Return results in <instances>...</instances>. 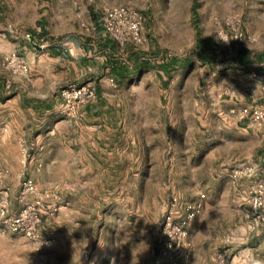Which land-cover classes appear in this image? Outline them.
I'll return each instance as SVG.
<instances>
[{
    "label": "rangeland",
    "instance_id": "rangeland-1",
    "mask_svg": "<svg viewBox=\"0 0 264 264\" xmlns=\"http://www.w3.org/2000/svg\"><path fill=\"white\" fill-rule=\"evenodd\" d=\"M111 6L132 8L144 16L143 41L125 46L117 43L112 62H125L130 74L125 81H118L117 87L110 88L116 106L114 115L120 111L126 118L121 131L128 145L133 147L134 135L142 133L139 176L128 173L125 187L97 189L100 194L104 192V197L109 196L103 201L97 199V194L89 195L93 189L74 181L41 189L23 174L21 182L30 178L44 196V204L58 210L43 213L39 242L10 232L0 217V264H46L41 251L57 245L55 235L62 228L92 229L90 247L97 248L99 239L104 238L122 241L128 257H133L131 261L136 255L137 264H153L162 244L161 225L171 195L194 200L199 199L195 198L197 193L208 196L215 190V170L227 154L231 139L220 140V124L213 109L216 100L214 95L207 97L206 91L220 86L224 76L226 86L234 82V75L227 72L238 70L232 61L243 45L264 48V0H0V75L11 71L25 76L30 71L23 55L6 50L12 40L41 49L47 48L42 44L64 38L92 42L102 33L101 18ZM13 53L19 57L16 62L12 60ZM172 58L177 59L176 69L164 78L159 65ZM1 81L0 77V85ZM79 113L67 116L76 118ZM245 160L248 159L238 161ZM0 178L4 181L3 173ZM229 180L234 184L226 182L224 188L232 209L236 208L234 201L239 200L241 208L246 205L245 216L250 208L245 200L249 187L235 190L239 181L230 175ZM8 186L11 209L16 211L22 204L21 188L13 199V189ZM182 215L178 214L180 218ZM195 219L188 225L189 234ZM211 224L208 219L203 230L212 234ZM108 229L110 232H106ZM64 235V255H78L80 251L72 242L76 235ZM49 238L53 242L45 243ZM188 242L187 238L176 255V263L182 260L181 253ZM215 259L218 264L216 252Z\"/></svg>",
    "mask_w": 264,
    "mask_h": 264
},
{
    "label": "crops",
    "instance_id": "crops-1",
    "mask_svg": "<svg viewBox=\"0 0 264 264\" xmlns=\"http://www.w3.org/2000/svg\"><path fill=\"white\" fill-rule=\"evenodd\" d=\"M243 46L232 61L238 70L227 72L234 75L235 83L226 86L224 76L220 86L214 85L206 91L207 97L214 95L216 100L213 109L220 124L217 129L220 140L231 139L230 147L215 170L217 194L209 192L207 196L200 192L195 196L205 206L190 226L182 260L174 264H217L216 249L228 237L233 240L234 264H264V227L247 236L246 205L241 208L237 204L239 200H235L236 208L232 209L224 188L226 182L232 185L229 173L238 160L258 162L261 167L258 177L264 178V124L255 127L250 123L253 107L264 106V48ZM117 49V42L105 28L92 42L64 38L43 49L30 47L25 41L10 42L6 50L18 51L30 67L25 76L11 71L0 75V174L12 187L13 199L20 191L23 174L41 189L74 181L76 185L93 189L89 195L97 194V199L103 201L109 196L104 197V192L100 194L97 189L125 187L128 173L139 176L142 133L134 135L133 147L130 142L128 145L121 131L126 118L120 111L114 115L116 106L111 98V86L117 87V82L125 81L130 74L125 62H112ZM173 59L159 65L162 77L176 69L169 67ZM97 80V99L83 106L76 118L68 117L60 88ZM255 180L242 179L237 183L239 186L235 183L234 189L249 187ZM208 219L212 222V234L203 230ZM69 232L76 235L72 242L80 251L78 255H64L67 248L64 234ZM85 232L89 234L87 237ZM93 235L92 229H59L55 235L57 245L44 248L40 257L46 264L65 261L67 264H137L136 255L131 261L133 257H128L122 241L104 238L99 239L97 248L90 247ZM245 255L249 259L244 263Z\"/></svg>",
    "mask_w": 264,
    "mask_h": 264
},
{
    "label": "built area",
    "instance_id": "built-area-1",
    "mask_svg": "<svg viewBox=\"0 0 264 264\" xmlns=\"http://www.w3.org/2000/svg\"><path fill=\"white\" fill-rule=\"evenodd\" d=\"M101 22L105 31L121 46L143 41L144 16L135 9L124 6L108 7L102 15ZM42 46L47 45L42 44ZM12 55L13 62H16L18 55L16 53ZM23 66L25 71L29 70L26 63ZM59 92L63 98L65 114L71 116L77 115L87 103L95 101L98 95L94 81L71 83L61 87ZM250 123L255 127L263 126L264 106L255 105L253 107L250 113ZM260 171L261 167L258 162L245 160L235 163L229 173L235 182L245 178H256L255 182L245 191L246 203L250 204V208L245 213L246 234L249 237L264 227V178L258 177ZM10 194V187L0 178V217L3 225L12 233L39 242L41 238L39 226L43 213L52 214L58 208L46 206L44 196L35 183L27 177L21 182L22 204L16 211L11 209ZM30 197L35 200H31ZM203 208L202 199L187 200L176 193L171 195L161 225L162 244L153 264H166L169 260L176 263V255L180 253L183 243L188 238V225L202 212ZM180 212L183 213L181 218L178 216ZM52 242V238L45 241V243ZM232 243V238L228 237L216 251L218 264H234L233 260L236 255L233 254ZM40 244H44L43 241ZM248 259L249 255L242 257L244 263Z\"/></svg>",
    "mask_w": 264,
    "mask_h": 264
},
{
    "label": "trees",
    "instance_id": "trees-1",
    "mask_svg": "<svg viewBox=\"0 0 264 264\" xmlns=\"http://www.w3.org/2000/svg\"><path fill=\"white\" fill-rule=\"evenodd\" d=\"M209 41V39H205V42L207 43ZM210 43H208L209 45ZM177 64V59H173L172 63L169 64V67L172 68V66H176Z\"/></svg>",
    "mask_w": 264,
    "mask_h": 264
},
{
    "label": "water",
    "instance_id": "water-1",
    "mask_svg": "<svg viewBox=\"0 0 264 264\" xmlns=\"http://www.w3.org/2000/svg\"><path fill=\"white\" fill-rule=\"evenodd\" d=\"M38 48H40V46H37Z\"/></svg>",
    "mask_w": 264,
    "mask_h": 264
}]
</instances>
